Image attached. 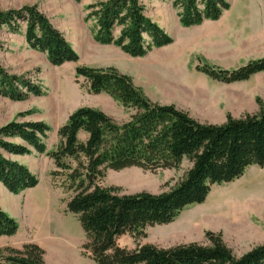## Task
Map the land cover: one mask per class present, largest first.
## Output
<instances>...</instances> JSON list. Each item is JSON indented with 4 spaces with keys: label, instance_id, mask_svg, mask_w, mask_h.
Here are the masks:
<instances>
[{
    "label": "rangeland",
    "instance_id": "rangeland-1",
    "mask_svg": "<svg viewBox=\"0 0 264 264\" xmlns=\"http://www.w3.org/2000/svg\"><path fill=\"white\" fill-rule=\"evenodd\" d=\"M120 3L0 0V146L15 149L0 147V163L9 165L0 178V211L16 224L14 233L7 228L0 233V264H10L13 252L27 245L42 249L45 264H96L83 249L77 217L67 211L73 196L69 183L55 176L59 131L81 108L101 111L119 126L136 110L107 93L93 94L78 69L114 70L152 103L174 106L202 124L222 125L264 108V72L233 83L202 72H233L264 59V0ZM140 19L155 25L168 42L156 45L157 36L141 31ZM38 20L52 32L46 39ZM63 46L71 56L64 55ZM138 46L142 54L134 56L131 48L137 52ZM34 124L43 125L44 134L31 132ZM190 167L184 160L178 170L109 171L99 184L121 195H157L174 188ZM19 172L29 185L22 190L16 187ZM207 233L221 235L237 258L264 245V166L213 186L205 203L187 207L173 223L146 227L141 236H123L118 244L129 250L208 246Z\"/></svg>",
    "mask_w": 264,
    "mask_h": 264
},
{
    "label": "trees",
    "instance_id": "trees-1",
    "mask_svg": "<svg viewBox=\"0 0 264 264\" xmlns=\"http://www.w3.org/2000/svg\"><path fill=\"white\" fill-rule=\"evenodd\" d=\"M139 22L141 31L146 29L151 36H157L156 45L168 42L155 25ZM40 23L46 39L52 32L44 22ZM32 27L35 26L30 27V34L35 32ZM137 48L138 53L131 48L134 56L142 54L141 47ZM65 49L64 55L66 52L71 56ZM64 55L56 60L61 62ZM202 72L225 83L247 81L264 72V59L233 72L208 68ZM78 74L93 94L107 93L136 110L128 123L119 126L101 111L81 108L59 131L61 141L53 155L59 170L55 176H65L69 183L73 196L67 211L77 217L86 240L83 249L91 259L96 264H264V245L237 258L221 235L214 233L206 234L208 246L188 244L163 249L142 245L129 250L118 244L123 236H141L146 227L173 223L187 207L205 203L213 186L234 182L250 167L264 166V108L254 116L229 117L222 125L202 124L174 106L152 103L130 78L114 70L80 68ZM29 129L45 132L39 124L30 125ZM81 135L86 139L82 140ZM0 147L15 151L6 145ZM184 160L191 167L182 181L161 194L121 195L99 184L109 171L178 170ZM8 166L0 163V178L4 179L2 169ZM19 175L16 187H29L24 173ZM5 228L14 233L16 224L0 211V233ZM13 253L16 257L9 259L10 264H45L44 252L38 246L27 245L22 252Z\"/></svg>",
    "mask_w": 264,
    "mask_h": 264
}]
</instances>
